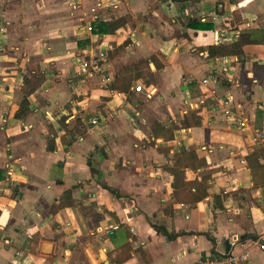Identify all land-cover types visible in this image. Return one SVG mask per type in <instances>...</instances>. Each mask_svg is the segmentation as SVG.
<instances>
[{"label":"crops","instance_id":"obj_1","mask_svg":"<svg viewBox=\"0 0 264 264\" xmlns=\"http://www.w3.org/2000/svg\"><path fill=\"white\" fill-rule=\"evenodd\" d=\"M0 12V264H191L230 251L264 264V144L251 140L264 120L253 70L264 64V0H0ZM120 17L113 33L88 30ZM242 32L254 41L241 45ZM216 33L223 56L208 53ZM101 51L90 76L79 61ZM138 60L141 91L109 88ZM186 117L171 140L154 136L155 122ZM190 150L199 161L186 180L209 185L193 205L174 198L170 170ZM67 189L74 204L51 213Z\"/></svg>","mask_w":264,"mask_h":264},{"label":"trees","instance_id":"obj_2","mask_svg":"<svg viewBox=\"0 0 264 264\" xmlns=\"http://www.w3.org/2000/svg\"><path fill=\"white\" fill-rule=\"evenodd\" d=\"M161 1H171V2H184V1H196V0H161ZM91 30L95 33H98L99 36L107 33H113L117 28L121 27L125 23V19L120 17L113 21L103 22L100 20H95L92 22ZM186 27L190 28H202V29H212V25L210 23H200L196 19H190ZM241 45L254 41V39H250L248 34L240 33L239 35ZM208 53L210 56L213 55H222L225 54V48L223 45L220 46H210L208 48ZM254 73L256 72V76L258 78H264V64L253 63ZM257 70L259 71L257 73ZM136 73V72H135ZM139 74H134L132 67H122L113 77V80L109 84V88L113 90H117L120 92H125L127 94H131L130 87L132 85V81L135 78H138ZM25 101L20 104V108L16 112V117H21L24 113ZM199 110L194 111L192 116H195ZM191 124V121L186 117L182 120L178 125L170 122L168 127H164V125L160 123H156L153 128L154 136H163L165 140H171L173 138V131L179 127H187ZM66 128V135H74L75 131L73 129H68L67 125L63 124ZM62 142L64 144H70V139L66 140L65 136L62 137ZM172 166L170 167L171 173L174 176V181L172 183L173 187V196L177 202H187L190 205L195 204L200 201L202 198L208 195V184L205 180L197 181V180H186L185 169L186 168H195L196 163L199 161L197 154L194 150H190L181 155L172 156ZM92 172L93 169H91ZM4 171L0 170V178L4 177ZM194 189V190H192ZM113 193V191H112ZM115 193V192H114ZM74 204L71 189H67L64 191L63 195L60 197L58 203H53L51 205L50 211L51 213L57 212V210L72 206ZM162 232L165 233V230L161 228Z\"/></svg>","mask_w":264,"mask_h":264},{"label":"built area","instance_id":"obj_3","mask_svg":"<svg viewBox=\"0 0 264 264\" xmlns=\"http://www.w3.org/2000/svg\"><path fill=\"white\" fill-rule=\"evenodd\" d=\"M93 13L95 12V9L91 10ZM1 16V12H0ZM88 30H91V27H88ZM214 41L217 46L222 45V39L219 38V35L216 33L214 36ZM217 56H223L217 55ZM105 58V53L103 51L99 52L97 55L92 57L90 60L86 61H79L82 69L88 74L93 75L94 72H96L100 66V61H102ZM208 82V78H204L201 81V85L206 86ZM135 91L139 92L143 88L141 85H137L135 88ZM205 104V98L202 97L195 103H191V107H199ZM223 114L225 115L226 119L236 125L238 129L245 131L249 127L248 119L245 116L236 114L235 112L231 111L228 108L223 109ZM92 123H96V119H92ZM251 140L254 143H263L264 144V120L260 122L259 126L255 127L251 134ZM241 162H244L243 160ZM112 228H117V226H114ZM104 231L106 233H111V228H105ZM238 242V238L235 236L231 239V245L234 247ZM256 244L258 247L262 250H264V233H262L257 239ZM247 257V251H242L239 253H234L233 251H230L228 253H225L223 255H215L210 254L207 256H203L198 258L197 260L193 261L191 264H240L242 261H244Z\"/></svg>","mask_w":264,"mask_h":264},{"label":"rangeland","instance_id":"obj_4","mask_svg":"<svg viewBox=\"0 0 264 264\" xmlns=\"http://www.w3.org/2000/svg\"><path fill=\"white\" fill-rule=\"evenodd\" d=\"M143 65H144V62L143 61H141V60H138L137 62H135V63H132V64H130V65H126V67L128 66V67H132V69H133V73L134 74H139V72H138V70L139 69H142V67H143ZM122 68V67H121ZM120 68V69H121ZM119 69V70H120ZM139 71H141V70H139ZM136 72V73H135ZM139 79V77L138 78H135L133 81H132V84L135 82V87L137 86V85H140V83H136L137 82V80ZM173 122V121H172ZM157 122H155V124H156ZM173 123H175V122H173ZM181 123V122H180ZM175 124H179V123H175ZM78 127V126H77ZM77 131H79V129H77ZM71 136V137H70ZM72 136L73 135H68V136H66L65 137V139L67 140V139H71L72 138ZM68 137V138H67Z\"/></svg>","mask_w":264,"mask_h":264},{"label":"water","instance_id":"obj_5","mask_svg":"<svg viewBox=\"0 0 264 264\" xmlns=\"http://www.w3.org/2000/svg\"><path fill=\"white\" fill-rule=\"evenodd\" d=\"M49 245H50L49 243H45L43 246L48 247Z\"/></svg>","mask_w":264,"mask_h":264}]
</instances>
